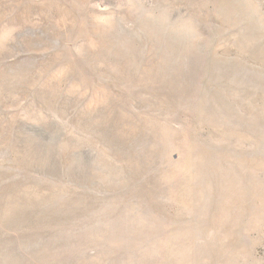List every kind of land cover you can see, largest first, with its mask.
<instances>
[{"label": "rangeland", "instance_id": "obj_1", "mask_svg": "<svg viewBox=\"0 0 264 264\" xmlns=\"http://www.w3.org/2000/svg\"><path fill=\"white\" fill-rule=\"evenodd\" d=\"M0 264H264V0H0Z\"/></svg>", "mask_w": 264, "mask_h": 264}]
</instances>
